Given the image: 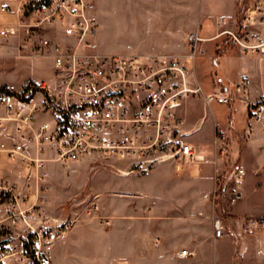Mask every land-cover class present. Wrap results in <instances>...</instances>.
Segmentation results:
<instances>
[{
  "label": "built area",
  "instance_id": "1",
  "mask_svg": "<svg viewBox=\"0 0 264 264\" xmlns=\"http://www.w3.org/2000/svg\"><path fill=\"white\" fill-rule=\"evenodd\" d=\"M100 8L98 0H0V47L15 40L16 56L53 61L51 82L0 83V196L9 202L0 231L8 230L17 241L0 238V264H52L56 241L66 236L69 223L35 221L32 215L40 207L39 183L54 163L117 159L134 167L129 173L167 161L211 163L216 168L213 237L221 240L232 233L220 212L223 205L241 200L247 171L237 160L227 167L229 129L216 123L213 149L201 150L185 140L178 108L185 99L201 98L206 107L225 106L234 124V104L249 103L250 78L230 86L216 75L210 92L192 81L206 41L199 31L188 34L185 57L159 51L103 53ZM224 34L245 52L264 58V0H248L238 28L217 37ZM9 165L26 173V185L6 178ZM93 210L99 211V205L94 203ZM241 224L251 233L264 220L244 218ZM193 254L182 250L179 256Z\"/></svg>",
  "mask_w": 264,
  "mask_h": 264
},
{
  "label": "rangeland",
  "instance_id": "2",
  "mask_svg": "<svg viewBox=\"0 0 264 264\" xmlns=\"http://www.w3.org/2000/svg\"><path fill=\"white\" fill-rule=\"evenodd\" d=\"M185 0H98L101 7L102 27L100 33L101 51L106 54H145L164 52L178 56H188L190 48L187 43L188 34L199 31L206 38L203 43L204 53L198 56L192 69V81L197 79L206 92L212 91L213 81L218 72L224 75L237 74L238 66H231L222 61L228 55L239 53L258 55L245 52L229 35H220L226 30L238 28L241 15L248 0H235L231 5L232 12L230 27L217 28V20L229 15L224 5L216 0L203 4L201 1L187 5ZM187 15L182 21L184 10ZM229 17V16H228ZM215 29V30H214ZM17 41L0 47V79L15 81L31 76L32 72L38 77L53 80L51 60L35 61L16 56ZM211 61L213 72L202 74L200 64L202 58ZM262 57V56H261ZM188 63L189 61H187ZM222 61V62H221ZM207 62V61H206ZM223 65L224 71L219 64ZM189 64V63H188ZM201 73V74H200ZM206 76V79L203 77ZM37 77V78H38ZM258 90L264 95V80L257 83ZM252 96V94H250ZM254 97H257L255 95ZM259 97V96H258ZM240 101L236 108V123L231 124L229 138L231 155L228 165L235 160L244 165L246 181L250 187L263 189L264 185V98L256 102ZM178 114L184 120L183 132L185 140L197 145L201 150L211 151L215 143V122L227 125V108L214 104L206 107L201 98L185 99L178 108ZM243 120V121H242ZM242 121V123H238ZM255 121H257L255 123ZM252 127L253 131L246 128ZM251 132V133H250ZM251 138V139H249ZM235 144V145H234ZM236 146V148H235ZM210 157V156H209ZM171 163H164V176L170 169ZM211 163H194L186 165V171ZM150 170L129 173L132 167L121 160H105L101 158L85 159L69 164L54 163L46 170V177L39 183L41 192L36 214V221H67L66 236L56 241L54 264H106L108 259L117 256L126 241L122 232H113L112 224H80L87 219L96 220L98 211H93L94 203L101 209V215H111L109 205L116 199L129 198L134 192L124 182L133 181L135 176H144ZM213 168L215 167L212 165ZM123 172L128 174L123 175ZM6 178L18 184H27L25 172L13 165L8 166ZM131 177V178H130ZM130 178V179H128ZM152 181L164 183L158 173ZM32 188L31 191H34ZM255 200V197H253ZM35 201V199H33ZM4 196H0V220L7 217ZM106 208V211H105ZM238 207L225 204L220 214L231 224L233 217H238ZM101 218V220H104ZM8 224V223H6ZM15 237V235H13ZM0 238L17 242L10 236L8 230L0 231ZM56 252V251H55ZM195 264V263H193Z\"/></svg>",
  "mask_w": 264,
  "mask_h": 264
},
{
  "label": "crops",
  "instance_id": "3",
  "mask_svg": "<svg viewBox=\"0 0 264 264\" xmlns=\"http://www.w3.org/2000/svg\"><path fill=\"white\" fill-rule=\"evenodd\" d=\"M190 1L193 3L201 1L203 4L206 2L208 4L213 0H185L184 4L187 5ZM216 1L224 5L223 10L229 13L217 20V28L221 31L222 28L230 27L231 5L235 0ZM186 15L185 8L180 24L186 20ZM30 59L35 61L51 60L39 57ZM201 60L200 72L205 75L207 70L213 72L208 57H203ZM222 61L239 67V71L235 75L234 73L224 75L222 72H218V75L226 78L228 85L233 86L242 77H249L252 82L250 102L264 98V95L260 96L261 93L257 87V83L264 80V58L258 55L239 53L225 56ZM51 62L50 76L53 74V61L51 60ZM219 65L224 71L223 65L221 63ZM38 76L33 71L29 77L15 81L0 79V83H15L21 86L31 78L49 81L47 77L40 78ZM203 79H206V76ZM255 95L257 97H254ZM239 102L234 104L231 116L234 124ZM229 120L227 125L223 126L230 132L232 128ZM242 121H238V123L240 124ZM214 122L221 124L216 119ZM249 124L246 125V128L253 131ZM164 163H171L165 176ZM164 163L158 164L147 175L135 176L133 181L124 182L123 185L128 186L134 195L113 201L109 205L111 215H101L100 209L96 220L87 219L84 223H80L106 224L104 221H109L113 226V232H122V239L126 241L124 245L127 247L121 248V253L108 259L106 264H264V225L251 233H246L241 224V220L244 218L264 220V185L262 190L256 189L255 185L250 187L245 180L243 196L236 205L238 217H233L232 224H230L232 233L224 239L216 240L213 237V215L216 209L212 204L216 168H213L212 164L211 166L208 164L186 171V165H179L176 161ZM123 173V175L126 174V172ZM156 173L163 178L164 183L152 181ZM103 217L106 220H101ZM56 221L61 222L58 219ZM56 249L55 247L52 264L55 263ZM182 250L192 251L194 254L187 258H181L179 253Z\"/></svg>",
  "mask_w": 264,
  "mask_h": 264
},
{
  "label": "bare ground",
  "instance_id": "4",
  "mask_svg": "<svg viewBox=\"0 0 264 264\" xmlns=\"http://www.w3.org/2000/svg\"><path fill=\"white\" fill-rule=\"evenodd\" d=\"M126 174H128V173L126 172Z\"/></svg>",
  "mask_w": 264,
  "mask_h": 264
}]
</instances>
